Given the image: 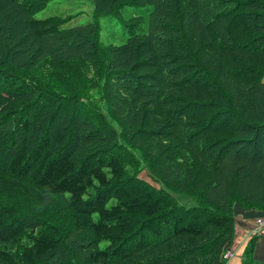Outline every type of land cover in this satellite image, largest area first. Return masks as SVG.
<instances>
[{"label":"trees","instance_id":"1","mask_svg":"<svg viewBox=\"0 0 264 264\" xmlns=\"http://www.w3.org/2000/svg\"><path fill=\"white\" fill-rule=\"evenodd\" d=\"M52 1L0 0V264H223L264 211V0Z\"/></svg>","mask_w":264,"mask_h":264},{"label":"crops","instance_id":"2","mask_svg":"<svg viewBox=\"0 0 264 264\" xmlns=\"http://www.w3.org/2000/svg\"><path fill=\"white\" fill-rule=\"evenodd\" d=\"M234 237L229 247L234 252L231 258L224 259L223 264H242L243 254L248 244L253 242L252 264L264 263V211L247 209L235 203L234 208ZM257 219L263 220L260 226ZM259 228V230H258Z\"/></svg>","mask_w":264,"mask_h":264},{"label":"rangeland","instance_id":"3","mask_svg":"<svg viewBox=\"0 0 264 264\" xmlns=\"http://www.w3.org/2000/svg\"><path fill=\"white\" fill-rule=\"evenodd\" d=\"M64 8L70 9L71 12H73V13L82 10V12H80L79 14H77L74 17V19H73L74 23H84V22H87V20L91 19V17H92V11H91L92 6L88 0H53L51 3H49L47 8H44L43 10L39 11L37 14L39 16L44 15V14L49 15L52 13V11H55L56 9H64ZM134 8H135V6H127L126 7V14H128V12H130L131 9H134ZM105 17L106 16H104L102 18V26H103L102 36L105 38V41L110 42V43H114V44L123 43L126 40L128 33L123 31L120 28H117V31L112 32V30L115 29L116 26H112L111 23H109L108 21H105L106 20ZM91 92H92V90H91ZM135 154H136V156H138V153L136 151H135ZM140 177H143V178L149 180V182L151 181L148 178L146 170H142L140 172ZM177 198L182 202L188 201L189 204H191V205L193 204V202L188 197H186L184 195L178 194ZM8 201L9 202H15L16 204H19L22 209L24 207H26V204H27L25 202V197L21 193H17L14 200L8 199ZM55 206H58L59 208H61V206H59L56 203H55ZM47 212L50 214L49 211H47ZM61 213H62V211H61Z\"/></svg>","mask_w":264,"mask_h":264},{"label":"built area","instance_id":"4","mask_svg":"<svg viewBox=\"0 0 264 264\" xmlns=\"http://www.w3.org/2000/svg\"><path fill=\"white\" fill-rule=\"evenodd\" d=\"M262 221H263V220H261V219H257V224L261 226V225L263 224ZM258 230H259V228H258ZM233 255H234V252H233L231 249H228V250H226V251L224 252V254H223V258H224V259H228V258H231Z\"/></svg>","mask_w":264,"mask_h":264}]
</instances>
